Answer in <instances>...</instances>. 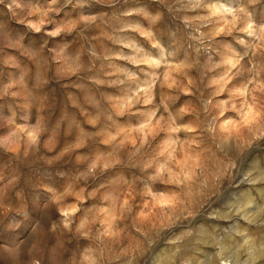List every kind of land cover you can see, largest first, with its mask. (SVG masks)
<instances>
[{
	"label": "clouds",
	"instance_id": "clouds-1",
	"mask_svg": "<svg viewBox=\"0 0 264 264\" xmlns=\"http://www.w3.org/2000/svg\"><path fill=\"white\" fill-rule=\"evenodd\" d=\"M98 139L107 156L77 152ZM254 153H264V0H0V264H133V253L134 264H264ZM120 166L173 190L130 185L85 209L87 189ZM134 194L150 197L139 215ZM131 229L159 233L163 248L129 249Z\"/></svg>",
	"mask_w": 264,
	"mask_h": 264
},
{
	"label": "rangeland",
	"instance_id": "rangeland-1",
	"mask_svg": "<svg viewBox=\"0 0 264 264\" xmlns=\"http://www.w3.org/2000/svg\"><path fill=\"white\" fill-rule=\"evenodd\" d=\"M142 3L147 4L148 0H142ZM149 7H154L153 5H149ZM38 39V38H37ZM140 42L144 44L145 47H150L147 42L143 38H139ZM164 43L167 46L169 41L167 37L164 38ZM238 47V46H237ZM155 51V50H153ZM13 55H18V53H11ZM23 59V58H21ZM123 63V62H120ZM128 67H132L131 65H127ZM135 70V69H133ZM58 87V86H57ZM103 91L114 93L116 95H119L118 91L116 89H103ZM225 98V97H221ZM61 99L63 100V96L61 94ZM187 97L182 96L174 105L173 110L179 109L180 107L185 106V101L187 100ZM66 107L69 109V116L75 115L80 120L85 132H92L95 131L93 129L92 125L87 123V120L79 114L78 109L72 108L71 103H68ZM140 117H122L120 118V124L121 125H127L129 123H136ZM192 118L188 115L184 117V123H191ZM183 136V134H181ZM164 139V134L161 133L156 140V143H160ZM76 142V137H73L70 139L65 146H70L71 144H74ZM224 150L223 148L221 149ZM78 153L83 155L88 154H95L98 156H107L110 152L109 147L100 142L98 139L90 148L88 149H78ZM264 153H254L256 157H259ZM252 165L259 168L258 160L254 159L252 160ZM151 170H149L150 174ZM58 185H62L61 190H64L68 188L70 182H66L61 179H57L55 181ZM100 183L104 184V187H100ZM130 185H134L137 189H144L147 190L148 188H151L155 192H170L173 190V186L171 185H163V184H155L153 185L148 179L147 174H142L138 171V169L132 167V166H120L116 167L112 171L108 172L103 178L102 181L98 182L97 184L91 185L87 191L89 193L95 192L96 196L94 198H89L84 203L85 209L90 208H99V207H107L106 201L111 199V196L113 193L120 195V194H126L129 191H131ZM150 197L147 196H141V195H135L134 194V203L136 205L135 211L137 215L144 212V206L148 203ZM214 199L213 196L208 195V198L202 203L200 199L197 197L194 199V203L190 209L192 211L193 215L198 214L204 207H207L208 204L211 202V200ZM58 214V213H57ZM212 215L219 216V213H212ZM206 223L211 224V221H206ZM143 227V225H141ZM206 233V229L203 224L200 225V235H204ZM160 234L159 233H144L142 234L141 231H138L136 229H131L129 233L128 239L125 241V245L131 249L133 248L137 243H139L141 247V251H147L151 249L154 242H158L157 251H159L161 248H163V241L159 239ZM164 252H167V249L164 248ZM134 257L135 253L132 254V256L129 257L130 260H133L134 264Z\"/></svg>",
	"mask_w": 264,
	"mask_h": 264
}]
</instances>
